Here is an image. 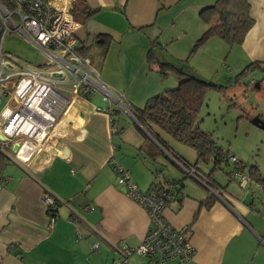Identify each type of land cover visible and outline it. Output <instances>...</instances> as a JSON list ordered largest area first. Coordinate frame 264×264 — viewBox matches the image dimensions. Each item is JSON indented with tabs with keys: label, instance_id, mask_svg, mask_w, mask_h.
<instances>
[{
	"label": "crops",
	"instance_id": "0c3cea01",
	"mask_svg": "<svg viewBox=\"0 0 264 264\" xmlns=\"http://www.w3.org/2000/svg\"><path fill=\"white\" fill-rule=\"evenodd\" d=\"M214 1L76 0L78 52L89 57L123 105L100 103L93 94L77 95L25 167L3 157L0 264H112L119 256L114 244H139L149 229L148 215L117 184L110 157L129 171L142 190L162 181L163 174L182 180L180 199L166 204L164 217L187 234L194 247L185 264H264V193L260 186L249 178L244 185L234 178L207 204L212 196L209 188L187 174L129 109L143 106L149 97L175 87L178 81L175 75L161 77L147 62L150 39L157 36L164 46L158 51L159 58L184 60L207 28L199 9ZM247 1L253 24L240 44L228 47L218 37L204 43L220 51L229 48L225 56L233 70L264 60V0ZM86 8L95 11L85 15ZM206 56L214 60L203 46L187 65H181L204 78L201 69L209 62ZM151 127L182 159L203 168L193 148L157 125ZM243 174L247 176L246 171ZM45 194L57 201L52 219L43 202ZM129 261L154 264L138 254ZM162 264L178 261L171 258Z\"/></svg>",
	"mask_w": 264,
	"mask_h": 264
},
{
	"label": "built area",
	"instance_id": "2783aa9c",
	"mask_svg": "<svg viewBox=\"0 0 264 264\" xmlns=\"http://www.w3.org/2000/svg\"><path fill=\"white\" fill-rule=\"evenodd\" d=\"M74 1L0 0V91L7 95L0 108V154L6 162L25 167L51 137L59 116L77 95L100 92L102 100L123 105L111 86L101 80L89 57L77 50ZM11 36L40 50L43 62L33 64L7 51L6 39ZM97 109L111 111L107 107ZM230 158L237 160L233 155ZM108 163L117 184L147 212L149 219V229L139 244L113 245L119 256L112 264H131L129 257L133 254L148 257L154 264L171 258H176L178 264L190 260L194 247L189 237L164 217L166 204L175 194L163 185L142 190L116 158L110 157ZM181 166L199 179L194 166ZM235 174L242 185L248 180L240 170ZM43 202L52 210L57 205L50 194L43 196Z\"/></svg>",
	"mask_w": 264,
	"mask_h": 264
},
{
	"label": "trees",
	"instance_id": "16d2710c",
	"mask_svg": "<svg viewBox=\"0 0 264 264\" xmlns=\"http://www.w3.org/2000/svg\"><path fill=\"white\" fill-rule=\"evenodd\" d=\"M75 2L76 0L73 3V11L76 6ZM94 11V9L86 8L84 14L89 15ZM198 15L207 24V28L193 42L190 54L184 60L175 62L159 58L158 51H161L164 46L157 36L150 39L146 54L147 62H151L152 68L161 77L175 75L178 81L175 87L149 97L143 106H130V112L137 123L181 165L196 168L199 174L198 180L202 181L209 188L208 190L212 192L207 204L211 202L214 193L222 194L221 191L225 190L229 182L238 177L235 174L237 170L246 171L248 178L255 181L264 193V174L260 173L255 166L247 168L242 161L237 159L235 155L230 154L228 150L223 151L212 136L200 128L199 111L205 101L207 91L213 89L224 92L225 86L202 78L192 72L190 68H184L181 65L182 62L188 63L190 57L211 37L221 38L229 46L240 44L253 24L250 5L247 0H215L213 3L202 6L198 11ZM77 50L79 51L78 47ZM256 68L262 72V80H264V60L249 62L238 72L236 78ZM259 118L264 121V117ZM151 124L157 125L175 140L193 148L197 155V161L200 164L203 163V165L209 166L210 170L207 171L196 166V162L190 164L182 159L152 130ZM231 155L235 156L237 160L232 161L231 169L226 171L223 165L229 164ZM3 157L0 154V178ZM159 170L164 173L163 166ZM218 172L223 175V183L216 178ZM159 185L167 186L168 190L175 194L174 199H180L183 187L182 180L174 181L163 174V180L153 183L150 187ZM56 208L57 205L53 210L47 208L51 218Z\"/></svg>",
	"mask_w": 264,
	"mask_h": 264
},
{
	"label": "rangeland",
	"instance_id": "374dc122",
	"mask_svg": "<svg viewBox=\"0 0 264 264\" xmlns=\"http://www.w3.org/2000/svg\"><path fill=\"white\" fill-rule=\"evenodd\" d=\"M203 46L207 54L212 53L214 60L210 61L209 56L205 57L209 62L204 66L206 69H201V75L207 80L224 85L225 89L224 92L213 89L207 91L199 111L200 128L208 132L223 151L228 150L247 168L255 166L264 174V128L251 121L255 116L264 117L262 72L256 68L236 78L241 69L233 70L229 65L225 56L226 53L228 55L229 48L227 51H220L209 43L210 49L203 44L198 50ZM5 49L33 64H40L44 60L40 50L15 36L6 39ZM93 95L96 101L108 104L102 100L100 92H94ZM6 99L7 95L0 91V108ZM223 167L226 171L230 170L232 160ZM203 169L209 171L210 167L204 164ZM216 178L224 182L221 172L216 174Z\"/></svg>",
	"mask_w": 264,
	"mask_h": 264
},
{
	"label": "water",
	"instance_id": "95a60500",
	"mask_svg": "<svg viewBox=\"0 0 264 264\" xmlns=\"http://www.w3.org/2000/svg\"><path fill=\"white\" fill-rule=\"evenodd\" d=\"M251 121H252L254 124H256V125H258V126L264 128V121H262L258 116L253 117V118L251 119Z\"/></svg>",
	"mask_w": 264,
	"mask_h": 264
}]
</instances>
